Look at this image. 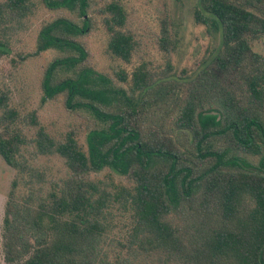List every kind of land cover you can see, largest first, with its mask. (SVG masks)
Returning <instances> with one entry per match:
<instances>
[{
	"label": "trees",
	"instance_id": "16d2710c",
	"mask_svg": "<svg viewBox=\"0 0 264 264\" xmlns=\"http://www.w3.org/2000/svg\"><path fill=\"white\" fill-rule=\"evenodd\" d=\"M41 1L77 19L44 22L21 58L54 52L41 101L62 95L92 122L84 143L72 130L56 137L0 93V157L15 170L0 222L5 263L264 264V54L251 48L264 37V0H198L194 20L219 33V47L193 71L138 66L127 88L88 63L91 0ZM31 6L0 0V24L12 29ZM100 11L106 53L129 62L124 4ZM9 51L0 41V56ZM25 152L61 160L65 174L47 176ZM103 171L125 182L96 178Z\"/></svg>",
	"mask_w": 264,
	"mask_h": 264
},
{
	"label": "rangeland",
	"instance_id": "374dc122",
	"mask_svg": "<svg viewBox=\"0 0 264 264\" xmlns=\"http://www.w3.org/2000/svg\"><path fill=\"white\" fill-rule=\"evenodd\" d=\"M31 1L33 6L27 18L16 22L12 29L0 24V41H6L10 48L8 54L0 56V93L5 94L7 106L16 108L21 115L35 110L40 125L56 137H63L65 132L72 130L79 142L84 143L87 124L91 121L85 112L67 108L62 95L41 101L42 74L54 52L46 51L37 57L21 58L33 50L37 33L44 22L59 15L77 18L65 9H49L41 0ZM110 1L91 0L87 14L91 18L92 28L84 41L89 50L88 63L124 88L131 83V72L138 66L145 67L155 75H161L167 67H170L169 73L175 74L182 69L193 71L203 58L219 47V33L209 31L205 25L194 20V10L200 9V6L197 7L198 0H120L127 12L124 30L133 35L135 46L129 62L115 58L106 53L107 34L103 25L104 14L100 11ZM164 38L167 39V49L164 48ZM251 48L263 55L264 37L252 40ZM119 70L127 74L126 81L118 79L116 73ZM29 128L30 132L34 131V127ZM24 154L47 176L65 174L61 160L57 158L38 156L32 160L29 153ZM14 177L15 170L0 157V222ZM96 178L125 182L108 171L101 172ZM0 264H7L1 252Z\"/></svg>",
	"mask_w": 264,
	"mask_h": 264
}]
</instances>
